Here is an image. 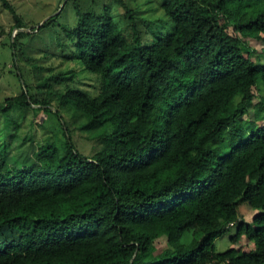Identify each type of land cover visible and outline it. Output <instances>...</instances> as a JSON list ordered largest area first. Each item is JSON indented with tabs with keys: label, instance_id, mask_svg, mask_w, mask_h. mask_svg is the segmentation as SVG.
<instances>
[{
	"label": "trees",
	"instance_id": "16d2710c",
	"mask_svg": "<svg viewBox=\"0 0 264 264\" xmlns=\"http://www.w3.org/2000/svg\"><path fill=\"white\" fill-rule=\"evenodd\" d=\"M82 1L26 27L1 0L15 59L24 37L53 30L64 61L98 81L90 95L72 69L35 66L53 92L25 85L1 112L70 106L102 146L83 155L66 128L61 148L38 145L36 164L15 168L0 143V264H264V61L247 44L264 41V0ZM69 4L75 22L61 24Z\"/></svg>",
	"mask_w": 264,
	"mask_h": 264
},
{
	"label": "rangeland",
	"instance_id": "374dc122",
	"mask_svg": "<svg viewBox=\"0 0 264 264\" xmlns=\"http://www.w3.org/2000/svg\"><path fill=\"white\" fill-rule=\"evenodd\" d=\"M7 2L26 27L41 25L46 18L57 13V9L64 5V0H7ZM81 5L84 8L87 7V4L82 0ZM159 14L158 11L153 13V15ZM73 16L74 12L69 4L64 8L58 22L61 24H74ZM13 17V14L3 7L0 0V143L4 142L8 145L7 163L15 168L36 164L34 159L36 147L52 141L61 148L63 143L62 133L66 128L77 151L83 155L91 156L102 146L98 142L102 130L96 129L93 132L82 130L81 126L85 120L78 117V114L74 113L70 106L62 109L55 102H50L49 109L51 110L38 108L40 106H27L24 108L14 107L10 111L1 112V108L5 106L4 100L20 95L24 92L25 85L28 88V94L33 96L36 93L39 100L43 97L40 94L53 92L54 88L47 90L46 86L37 83L36 71L38 69L35 71V66L42 68V78H47L50 75L49 67L57 72L72 69L75 74L74 81L70 82L72 83L70 85L90 95H95L98 87L95 76L80 71V67L75 63L64 61L63 54L65 52L61 51L62 53H60L58 47L60 37L53 30L41 31L29 35V37H24L22 42L26 46L17 48L18 58L15 59L12 56L13 52L10 47L18 31L12 29L14 25ZM22 31L27 32L26 30ZM247 44L250 50L253 51V59L258 56L259 60L264 61V53H262L264 51V41L248 40ZM52 52L57 53L56 57L49 56ZM21 53L25 54L24 58L20 57ZM14 64L18 66L21 79L18 77L19 71L14 67ZM32 80L34 83L31 89ZM63 91L60 87L58 93L61 94ZM262 96L264 97V94ZM56 110L59 111L62 120L56 116ZM251 118L252 111L243 117L244 120ZM239 207L240 214L244 219L251 221L255 212L250 210L243 202H240ZM234 230V227H230L222 237L214 241L216 252H223L230 248V237L233 235ZM156 244L158 248L164 246L165 239L162 238L159 242H155Z\"/></svg>",
	"mask_w": 264,
	"mask_h": 264
},
{
	"label": "water",
	"instance_id": "95a60500",
	"mask_svg": "<svg viewBox=\"0 0 264 264\" xmlns=\"http://www.w3.org/2000/svg\"><path fill=\"white\" fill-rule=\"evenodd\" d=\"M55 14H57V13H55ZM50 17H48V18H46L42 23H44L47 19H49Z\"/></svg>",
	"mask_w": 264,
	"mask_h": 264
}]
</instances>
